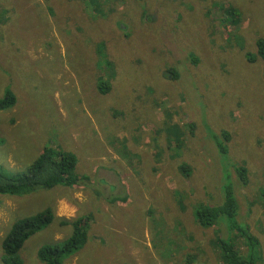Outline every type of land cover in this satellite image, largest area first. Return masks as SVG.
Segmentation results:
<instances>
[{"label":"rangeland","instance_id":"obj_1","mask_svg":"<svg viewBox=\"0 0 264 264\" xmlns=\"http://www.w3.org/2000/svg\"><path fill=\"white\" fill-rule=\"evenodd\" d=\"M96 1L0 0V94L16 98L0 111V167L24 171L44 147L71 152L73 172L118 171L128 198L107 206L78 185L0 194V264L12 224L45 208L54 219L24 241L22 264H45L39 248L66 239L60 220L78 215L87 240L63 264H223L216 228L192 212L219 197L218 175L237 160L256 183L236 187V218L264 255V0ZM31 31L45 37L36 54Z\"/></svg>","mask_w":264,"mask_h":264},{"label":"trees","instance_id":"obj_2","mask_svg":"<svg viewBox=\"0 0 264 264\" xmlns=\"http://www.w3.org/2000/svg\"><path fill=\"white\" fill-rule=\"evenodd\" d=\"M90 2L97 4L96 0H90ZM255 45L258 56L264 59V40L262 38L257 39ZM102 48L103 46L100 44L99 50L101 51ZM164 75L168 78L166 80L170 81L171 78L175 77V69L171 68L164 71ZM108 86V81L102 79L97 84V90L105 92ZM15 100V94L11 90L3 91L0 94V111L12 107ZM183 135L184 133H180V138ZM216 136V133L213 134L214 140ZM218 152L225 155V148L219 146ZM2 165L9 170L0 167V194L2 195L14 193L18 195L22 193L21 191L30 192L43 186L49 188L55 185L73 186L79 184L82 179L76 172H73L76 167L74 154L63 151H57L54 154L48 147H44L24 171L18 172V170L9 169L6 164ZM190 165V162L186 160L179 165V170L183 176L189 175ZM215 166L217 168V165ZM247 169L246 160H237L233 163L226 162L221 170L222 176L218 175L219 197L208 202H196L193 205L192 215L196 224L202 227L213 226L216 228L217 233L213 238L212 246L216 249L223 264H264L262 244L258 235L254 231H250L236 218L241 209L238 202L240 193L236 187L238 186L239 190L242 188L249 189L256 183L250 179V171L247 172ZM123 195L121 197L115 195L106 200L111 203L119 199L125 201L127 196ZM243 196L244 193L242 200ZM53 219L54 214L50 208L17 219L2 241V263L22 264L18 252L24 241L30 235L49 225ZM60 224L68 226L71 233L62 241L39 248L38 256L45 264H63L64 260L77 252L87 240L89 216L78 215L72 219H62Z\"/></svg>","mask_w":264,"mask_h":264},{"label":"crops","instance_id":"obj_3","mask_svg":"<svg viewBox=\"0 0 264 264\" xmlns=\"http://www.w3.org/2000/svg\"><path fill=\"white\" fill-rule=\"evenodd\" d=\"M39 38H41L42 40L45 39L44 35H41V36H37L36 33L34 32H30V36L27 38V48L33 53V54H36V51L34 50L33 48V43L38 40ZM64 53L61 54V55H64V54H68V53H74L73 52V49H64ZM60 54V53H59ZM101 80V76L99 77V81ZM72 140H74V138H71ZM92 149L96 148V146H90ZM94 155H99V154H96L94 153ZM77 158L79 159V156H77ZM113 168V167H111ZM114 169V168H113ZM99 167L94 171V168H91L90 169V173H84L86 171H80L79 168L78 170L76 171L77 175H79V177H81V181L79 184H76L78 186H82L84 188H87L91 191V193L97 198L99 197L100 195L104 194V197L107 198V197H112V196H115V195H122L124 196L123 194H125L128 198V195H127V192L124 190L123 191V182L119 179V172L117 171V174L115 173H108L106 175V180L104 177H102L101 175H99ZM110 172V171H109ZM114 180H116V183L119 182L118 184H116V188H117V191L114 192L112 190V188H109V189H106L108 187V183L111 182V184H109L111 187H113L114 189ZM107 181V182H106ZM98 200H101L103 203H105L107 206H115V205H110V204H116L118 205V203H111V202H108L107 200H104V199H98ZM127 200V199H126ZM75 218V217H74Z\"/></svg>","mask_w":264,"mask_h":264},{"label":"clouds","instance_id":"obj_4","mask_svg":"<svg viewBox=\"0 0 264 264\" xmlns=\"http://www.w3.org/2000/svg\"><path fill=\"white\" fill-rule=\"evenodd\" d=\"M70 211H71L72 215L74 216L75 212H76V209L74 207H72V208H70Z\"/></svg>","mask_w":264,"mask_h":264}]
</instances>
